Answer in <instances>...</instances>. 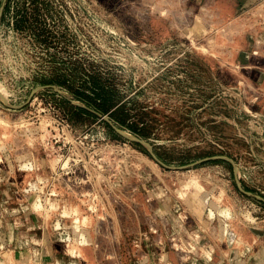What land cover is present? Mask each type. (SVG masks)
I'll use <instances>...</instances> for the list:
<instances>
[{"label": "rangeland", "instance_id": "374dc122", "mask_svg": "<svg viewBox=\"0 0 264 264\" xmlns=\"http://www.w3.org/2000/svg\"><path fill=\"white\" fill-rule=\"evenodd\" d=\"M204 1L0 0V250L108 264L107 223L113 264H264V0Z\"/></svg>", "mask_w": 264, "mask_h": 264}, {"label": "bare ground", "instance_id": "6f19581e", "mask_svg": "<svg viewBox=\"0 0 264 264\" xmlns=\"http://www.w3.org/2000/svg\"><path fill=\"white\" fill-rule=\"evenodd\" d=\"M158 1H161V2H163L164 4H167L168 6L166 7V8H162V9H160V11L161 12H159V13H166V12H168L170 9H169V5H173L174 4V2L176 1V0H158ZM156 8H158L159 9V6L158 7H156ZM216 8H218V7H214V5H212V3L211 2H208L207 0H205L204 1V3L201 5V8H200V13H199V15L197 16V21L198 22H201L202 24L201 25H204L203 24V22H205L204 20H203V17L204 16H212V15H214L215 13H217L218 12V10L216 9ZM230 36L228 35V38H229ZM227 41H229V42H231V40L230 39H226ZM200 48H204L203 46H201ZM240 82V81H239ZM21 114L22 113H20V112H13L12 113V116L13 117H17V119H19V116H21ZM19 121H21V123H18ZM19 121H16L15 123H14V125H12V127L13 126H19V128H23L24 127V123L22 122V120H19ZM8 128H11L10 127V125H7V123H6V121H5V119H4V116L3 117H1L0 116V130H2V132L4 131V130H7ZM25 128V127H24ZM4 134V133H3ZM23 183V182H22ZM191 183V182H190ZM193 183H197L196 182V179L195 180H193ZM193 183H191V184H193ZM186 184V183H185ZM188 184H186V186H187ZM196 184H194V186H195ZM193 186V185H192ZM193 186V187H194ZM197 186L199 187L200 185L197 183ZM214 186V185H213ZM212 186V187H213ZM191 187V186H190ZM197 187V188H198ZM187 188V187H186ZM201 188V187H200ZM198 189V190H201V189ZM196 189V188H195ZM175 191H177V190H175ZM193 191H195V192H197L198 193V191H196V190H193ZM192 191V192H193ZM220 191V190H219ZM178 192V191H177ZM191 192V193H192ZM212 192V191H211ZM218 192V191H217ZM202 193H204V192H202ZM188 194H190V192H188L187 193V195H185V196H188ZM194 196H195V194L194 193H192ZM177 195V194H176ZM180 195V194H179ZM178 195V196H179ZM182 195H184V193L182 192ZM217 195H219V197L217 198V196H216V194L214 195V198H215V196H216V198L219 200L220 199V197L222 198L223 196H222V193H221V191L220 192H218L217 193ZM181 196V195H180ZM184 196V198H186ZM212 196V193H211V195H210V197ZM193 196H191V198H192ZM208 197V196H207ZM206 197V198H207ZM213 197V196H212ZM215 198V199H216ZM188 199H190V198H188ZM193 199V198H192ZM191 199V200H192ZM186 200V199H185ZM184 200V201H185ZM217 200V201H218ZM190 201V200H189ZM193 201V200H192ZM186 203H188V201L186 202ZM171 204V203H170ZM188 204H190L191 205V203L189 202ZM216 204V203H215ZM39 205V204H38ZM40 206V205H39ZM38 206V207H39ZM214 209H215V207H214ZM212 211V210H211ZM209 212H210V209H209ZM179 216H181V214L179 215ZM210 216H211V214H207V216H206V218H208L209 220H210ZM212 217V216H211ZM8 218V217H7ZM208 219H207V221H208ZM6 221H5V223H4V227H5V231L7 232L6 234H8V236H11L12 238H9L10 239V241L13 243V234L15 233V228H14V225L12 224V222H10V221H8L9 219H5ZM1 223V222H0ZM74 223H81V224H86L87 223V219L86 218H83V217H80V218H76L75 220H74ZM169 224V223H168ZM103 226H106L107 227V223H106V225L105 224H98V227H97V232H98V240L102 243V245L105 247V248H107V263L108 264H113L114 262H115V260H116V254H115V246H114V242H113V239H112V236H111V232H110V230L109 229H104L103 228ZM222 226H224V225H222ZM223 229V228H222ZM225 229V228H224ZM75 231H76V228H75ZM172 231V230H171ZM99 232H101L102 234L100 235V233ZM217 232V231H216ZM202 234V233H201ZM90 237V236H89ZM217 237H218V235L216 234V238L215 239H217ZM222 237H223V234H222ZM23 240H21L22 241V247L20 248V250L19 251H17V252H15V251H12L11 249H3V250H0V255H2L3 257H5L6 258V262H9V263H17V264H32L33 263V261L34 260H36V259H34L33 258V255H32V251H31V249L29 248V246L25 243V242H23V241H25V239H26V237H21ZM74 238V237H73ZM235 238H237L238 239V236L237 237H235ZM75 239V238H74ZM200 240H201V237L197 234V231H190V232H188L186 235H176V234H174V233H171V235H170V237H169V243H170V246L172 247V249L173 250H175V251H181V250H183V249H188L189 251L190 250H194V251H196L197 253H199V255L203 258V260H207V255L203 252V247L204 246H207L206 244L207 243H203V244H200ZM159 241H160V239H159ZM234 242H235V240H234ZM67 244V243H66ZM71 244V243H70ZM70 244H69V246H70ZM237 244H238V246H239V243L237 242ZM10 245H11V243H10ZM31 245V244H30ZM74 245H75V243H74ZM76 245H77V242H76ZM75 245V246H76ZM70 247H72V245L70 246ZM236 247H237V245H236ZM64 248V247H63ZM80 249H81V247L79 246V247H77V248H73L72 247V249H70L69 251L71 252V254H76L77 255V252H79L80 253ZM242 249V248H241ZM240 249V250H241ZM63 250V249H62ZM238 254H240V252H238ZM85 256V258L86 259H90V257L88 256V255H84ZM161 256V255H160ZM163 258V257H162ZM81 260V259H80ZM161 260V259H160ZM37 262V261H36ZM180 262H182V261H180ZM208 263V262H207ZM238 263H241V264H243L242 262H238ZM0 264H2V261L0 260ZM40 264V263H39ZM43 264V263H42Z\"/></svg>", "mask_w": 264, "mask_h": 264}, {"label": "crops", "instance_id": "0c3cea01", "mask_svg": "<svg viewBox=\"0 0 264 264\" xmlns=\"http://www.w3.org/2000/svg\"><path fill=\"white\" fill-rule=\"evenodd\" d=\"M40 240H44V241H43V244H41V246H40L39 252H37L39 254L38 258H40V256L43 257L44 259L48 258L50 256V254H49V251L47 250V248L44 245L45 239H40ZM16 242H17V244L18 243L22 244V241L19 238V234L17 235V237H15V239L13 237V244L15 245Z\"/></svg>", "mask_w": 264, "mask_h": 264}]
</instances>
